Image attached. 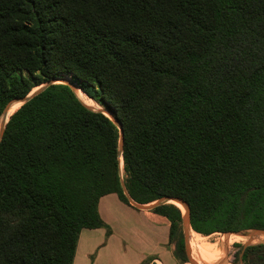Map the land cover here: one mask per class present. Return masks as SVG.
Returning <instances> with one entry per match:
<instances>
[{"label": "trees", "instance_id": "trees-1", "mask_svg": "<svg viewBox=\"0 0 264 264\" xmlns=\"http://www.w3.org/2000/svg\"><path fill=\"white\" fill-rule=\"evenodd\" d=\"M64 76L122 124L121 161L117 126L68 85L21 104L0 140V264H72L82 229H108L100 197L130 205L121 177L138 203L183 199L195 234L264 229V0H0V115ZM150 211L186 263L179 207ZM240 252L264 264V242Z\"/></svg>", "mask_w": 264, "mask_h": 264}, {"label": "crops", "instance_id": "crops-1", "mask_svg": "<svg viewBox=\"0 0 264 264\" xmlns=\"http://www.w3.org/2000/svg\"><path fill=\"white\" fill-rule=\"evenodd\" d=\"M97 209L108 229H82L72 264H172L164 216L127 205L115 193L100 197Z\"/></svg>", "mask_w": 264, "mask_h": 264}, {"label": "water", "instance_id": "water-1", "mask_svg": "<svg viewBox=\"0 0 264 264\" xmlns=\"http://www.w3.org/2000/svg\"><path fill=\"white\" fill-rule=\"evenodd\" d=\"M56 83L66 84L75 92L76 85H75L73 80H71L68 77H56V78L49 79L46 82L42 83L40 86H38L37 88L32 90L29 94L25 95L24 97L15 98V99L10 100L6 104V106L4 107V109L0 115V140H1L5 125L9 119V117L7 118V116H8V112H9L10 108L16 103H20V105H21L23 103L28 102L33 97H35L36 95H38L42 91H44L47 87H49L50 85L56 84ZM79 101L87 109L103 113L105 116H107L112 121V123L115 126H117V128L119 130L117 152H118V157L121 161V154H122L123 142H124V131H123L122 124L119 122V120L110 111H108L102 107H93V106L87 105L81 99H79ZM119 170H120V176H121L120 164H119ZM120 186H121L122 192H123L124 196L126 197L128 203L132 207L139 209V210L149 211V210H152L153 208L160 206V205H163V204H173L172 201L178 202L184 208V214L182 215V230H183L184 249H185V255H186L187 262L189 264H199L192 259L191 251H190V248L188 246V234H189V231L192 230L191 226H190V210H189L188 204L183 199H181L179 197L163 196V197H160V198L154 200L153 202L142 204V203H138V202L134 201L131 198V196L129 195V193L125 187V184L122 180V177L120 180ZM173 205H175V204H173ZM234 234L243 235L247 238V241L242 244V248H241V252H240V256H241L244 249L247 246H249L250 244H253L254 238L259 237V236H264V229L254 228V229L243 230V231H240V232H237ZM231 264H241V260H239V262H234Z\"/></svg>", "mask_w": 264, "mask_h": 264}, {"label": "rangeland", "instance_id": "rangeland-1", "mask_svg": "<svg viewBox=\"0 0 264 264\" xmlns=\"http://www.w3.org/2000/svg\"><path fill=\"white\" fill-rule=\"evenodd\" d=\"M64 77H68L71 79V76H64ZM41 85V84H40ZM38 85V86H40ZM38 86H36L35 88H37ZM34 88V89H35ZM33 89V90H34ZM76 91L84 97L85 101L87 102H91L90 99H88L80 90V88L76 85ZM99 107V106H98ZM178 207V206H177ZM182 212V214H184V211L179 208ZM180 233L183 234V230H182V225H181V229H180ZM193 231V230H192ZM191 230L189 231L188 234V242L190 243V239H194L198 242H201L207 246H211L210 249L214 250L217 249L220 251L221 254L217 255V256H213L212 259L210 260H203L202 264H231L236 262V258H237V252L241 249V246L243 243H245V240H233L230 243H226L223 241L222 237L225 236H229L231 234L234 233H213L211 235L208 236H203V235H198L193 233ZM234 235H238V234H234ZM191 236V237H190ZM258 242H264V238L262 239H258V240H253V243H258ZM171 249L174 248V245L172 243H170ZM173 257V256H172ZM172 264H178L177 260H173L172 259ZM184 264H189L188 262L184 263Z\"/></svg>", "mask_w": 264, "mask_h": 264}, {"label": "bare ground", "instance_id": "bare-ground-1", "mask_svg": "<svg viewBox=\"0 0 264 264\" xmlns=\"http://www.w3.org/2000/svg\"><path fill=\"white\" fill-rule=\"evenodd\" d=\"M75 93H76V95H77V97L79 98V99H81L85 104H87V105H90V106H93V107H98V105L97 104H95L94 102H87V101H85V99H84V97L83 96H81L77 91H76V89H75ZM20 106V103H16V104H14L11 108H10V110H9V112H8V116H7V118L13 113V111L14 110H16L18 107ZM172 203L173 204H175L176 206H178L179 208H181L183 211H184V208L178 203V202H175V201H172ZM191 237V236H190ZM262 238H264V236H259V237H256V238H254L253 240L255 241V240H258V239H262ZM222 239H223V241L224 242H227V241H233V240H245V242L247 241V238L245 237V236H243V235H234V234H231V235H229V236H223L222 237ZM190 245L193 247V248H195V249H198V250H209L210 249V247L211 246H207V245H205V244H203V243H201V242H198V241H196V240H194V239H190V243L188 242V246H189V248H190V251H191V256H192V258L194 259V260H196V261H198V262H202L203 260H210V259H212L213 258V256H217V255H219L220 254V251L219 250H217V249H214V251L212 252V253H210L209 255H207V256H200L198 253H196L194 250H192V248L190 247Z\"/></svg>", "mask_w": 264, "mask_h": 264}]
</instances>
